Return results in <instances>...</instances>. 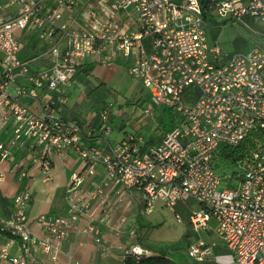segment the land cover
<instances>
[{
  "label": "built area",
  "instance_id": "obj_1",
  "mask_svg": "<svg viewBox=\"0 0 264 264\" xmlns=\"http://www.w3.org/2000/svg\"><path fill=\"white\" fill-rule=\"evenodd\" d=\"M21 2L13 18H0V53L6 66L0 72V124L11 123L13 132L11 143L0 141V184L7 179L2 165L16 153L32 158L18 175L25 184L13 198L11 216L0 213V259L41 264L49 257L56 262L75 233L93 236L106 255L103 226L109 213L97 217V212L111 203L105 186L112 183L118 194L122 189L141 196L142 217L152 215L158 204L173 211L195 202L198 209L190 216L194 231L211 232L209 222L216 219V233L228 251L215 256L214 264H264V0H211L209 15L200 0H56L48 12L38 0ZM65 12L82 15L86 28L62 23ZM245 20L261 23L262 43L220 62V48L210 44L208 28ZM41 29L42 38L58 29L67 45L53 47L51 66L35 71L20 56L16 33ZM87 62L127 65L131 79L149 96L143 108H135L139 115L152 116L162 107L172 112L169 130L158 125L159 143L143 151L145 138L135 133L112 141V116L132 123L126 108L122 114L117 111L116 102L104 107L99 121H90L59 116L52 101L37 114L18 100L27 95L38 102L44 93L66 106L78 68ZM17 78L30 83L13 97L8 86ZM242 146L239 157L228 158L225 150ZM70 149L85 166L69 179L66 214L37 219L44 232L39 237L30 226L32 191L26 182L35 170L51 181V155ZM97 165L103 168L100 176ZM120 224L126 227L127 218ZM138 234L135 227L130 229L133 244L119 246L122 264L128 255L150 254L134 243ZM116 236L121 237V229ZM188 254L194 262L207 261L205 239L193 242Z\"/></svg>",
  "mask_w": 264,
  "mask_h": 264
},
{
  "label": "crops",
  "instance_id": "obj_2",
  "mask_svg": "<svg viewBox=\"0 0 264 264\" xmlns=\"http://www.w3.org/2000/svg\"><path fill=\"white\" fill-rule=\"evenodd\" d=\"M43 6L45 11H50L55 6L56 0H38ZM22 2L21 0H0V18L1 19H10L13 18L21 9ZM85 18L81 15H73L68 12H65L63 15L62 23H66L68 25L73 24L79 30H84L85 26ZM61 23V24H62ZM44 31L36 30L30 32H17L16 36L20 39L22 43V49L20 56L28 60L30 62L31 68L33 70H40L46 67H50L53 61V57L51 54L52 48L59 45L62 48H65L67 42L58 29L52 37L45 36L42 38V34ZM120 64V63H118ZM97 65V68L94 67ZM93 66V67H92ZM102 68L104 66H100V64L87 62L85 65H82L78 68V72L75 80L73 81L72 87H77L78 78L82 79L78 85L81 87L82 96H86L87 101L89 103V99L94 90L100 88L105 85L106 82L104 80H100L98 78L91 79L94 76V70ZM109 71L116 70L117 67L109 66L106 67ZM136 82V81H134ZM137 83V82H136ZM75 85V86H73ZM25 86V85H24ZM12 90H9L10 94L13 97H17L19 88L21 86H13ZM70 88L67 93L68 104L66 106L61 105L57 101V97L55 95L50 94H41L40 101L35 102L29 96L22 95L18 97V100L25 106L30 107L33 112L39 114L44 109L45 103L52 101L54 103V108L57 114L65 119H83L82 116L88 117L89 115L83 114V110L81 106L78 105V101L70 100L72 93H69ZM135 91V90H134ZM133 91V92H134ZM94 114H90L89 118ZM11 123H9V127L11 129ZM117 129V128H116ZM9 130V129H8ZM118 130V129H117ZM119 131V130H118ZM121 132V131H120ZM0 141H2L0 139ZM21 153V152H18ZM17 154V153H16ZM78 155L74 150L70 149L63 154H52L51 155V176L52 179L49 182H45L41 176L40 171L35 170L30 174L29 179H32L29 187L32 191V202L28 207V216L30 221L31 230L34 234L39 237L44 236V232L41 227L37 223V219L41 216H62L66 214V206L64 202L65 192L68 186L69 179L73 173H79L82 169H75L73 156ZM25 153V157H26ZM15 157V156H14ZM13 157V158H14ZM22 159L23 162L19 166L18 172L14 173L17 176L20 172L28 167V163L25 161L26 159ZM80 158V157H79ZM13 160V159H12ZM81 160V159H80ZM72 161V162H70ZM10 163V161H8ZM61 163L63 170H59L57 168L56 163ZM6 163V162H5ZM5 163L2 165L1 169L3 172L7 174V179L5 182L0 184V203L2 207V213L4 217L11 216L13 212V198L18 192L13 196L7 195V188L4 186L6 182L9 180L8 177L10 175L9 166H5ZM71 164L69 168L67 164ZM97 169V175L103 174V168ZM98 177V176H97ZM97 178L95 177L94 180ZM19 181V180H18ZM21 184H25V182H20ZM18 184V183H17ZM64 190L62 195V200L59 203H56L52 196L59 192L60 190ZM105 190L107 193L112 194V201L105 208L100 209L97 212V217H106L108 214L107 221L103 226V241L106 245L108 252L106 255H103L100 251V247L96 244L95 239L91 235L86 234H72L70 239L62 245V253L59 256L58 261L53 262L49 257H43L41 264H122V252L119 250V246L123 243L126 246H131L133 244V240L128 238V231L130 230L129 226L122 227L120 224V219L122 217H126L127 214L131 212H138L139 215L143 210V203L141 196L134 192H126L125 190L119 189V194L115 190V187L112 183H108L105 186ZM123 198V203H119V199ZM55 212V216L52 213ZM128 222V219H127ZM86 222H82L81 226L83 227ZM135 225V224H134ZM133 225V227H135ZM117 229H121V237L117 238L116 231ZM123 244V245H125ZM36 249V248H35ZM69 257H72L70 259ZM0 264H10L6 261H2L0 259Z\"/></svg>",
  "mask_w": 264,
  "mask_h": 264
},
{
  "label": "rangeland",
  "instance_id": "obj_3",
  "mask_svg": "<svg viewBox=\"0 0 264 264\" xmlns=\"http://www.w3.org/2000/svg\"><path fill=\"white\" fill-rule=\"evenodd\" d=\"M213 25L217 23L212 22ZM262 25L260 22L254 23L249 20L229 23L221 26H212L208 28V38L210 44H218L221 54L220 62L227 61L236 55H244L255 44L262 43ZM4 55L0 53V72L6 70V66L3 63ZM94 66V65H93ZM92 66V67H93ZM104 69L99 68L94 70L93 79H100L106 82L105 85L93 91L89 99V103L85 101L86 96H82L79 87V83L82 79L78 78L77 87L70 88L69 93H72L70 100L78 101V105L81 106L83 114L89 115L98 112L104 104L115 103L122 104L124 102L135 101L136 97L145 96L148 93L143 89L140 82H134L128 74V68L125 64H104ZM114 66L117 67L116 70L109 71L106 67ZM94 67L97 68V65ZM28 79L17 78L15 83L8 86V91L14 88L13 86H24L29 85ZM75 86V85H73ZM135 90V91H134ZM134 91V92H133ZM147 93V94H146ZM129 113V118L132 122H137L142 125L141 135L145 138V141L149 140L151 136L157 135L158 125L160 124V130H168L172 127V112L169 109L157 108L153 115L143 114L139 115V111L135 110L133 105H125ZM140 109V108H139ZM120 114H122L120 109H117ZM85 116V115H84ZM82 116V118H84ZM117 119V118H116ZM113 127L116 124H111ZM9 129V130H8ZM128 131H132L130 127L127 128ZM124 137V132L118 131L116 128L112 134V141H120ZM13 138V132L10 131L9 123L0 124V139L5 143H11ZM95 144L100 145L101 141H96ZM25 153H17L13 160L5 163V166H9L10 175L8 181L4 186L7 188V195L13 196L17 189L20 188V183L18 178L14 173L18 172L19 166L23 162ZM32 155H27L25 161L28 163ZM74 168L82 169L85 164L80 160L78 155L73 156ZM72 162V161H70ZM59 170H63L61 163H56ZM71 164H67L66 168H69ZM100 167L97 165L96 169ZM43 179L42 172L40 173ZM31 178V177H30ZM32 179L27 180L26 184L30 185ZM18 183V184H17ZM64 190H60L55 193L52 198L56 203L61 202ZM2 207L0 203V212L2 213ZM191 209H198V205L195 202L191 203ZM182 210V211H181ZM189 210L184 209L182 206H177L173 211L164 207L162 204H158L157 210L152 215H144L139 225H137V216L139 213L131 212L126 215L128 219L127 226L133 229L135 224V229L138 230L140 235V244L144 245L150 250V247H169L168 253L170 255H175L177 253H184L181 249L175 250V246L184 245L189 247L198 238L206 239V241L217 245L216 248L223 252L226 248L222 239L217 235L216 229L218 227V222L216 219L212 218L209 222V229L211 234H206V232H200L197 234L191 223L189 222L188 214ZM142 214V213H141ZM179 215L178 216L176 215ZM55 216V212L52 213ZM145 225V226H144ZM124 227V225H122ZM142 245V246H143ZM143 246V247H144ZM183 246V247H185ZM144 247V248H145ZM151 251V250H150ZM152 252V251H151ZM224 253L222 255H225ZM220 255V254H219ZM218 256V255H217Z\"/></svg>",
  "mask_w": 264,
  "mask_h": 264
},
{
  "label": "trees",
  "instance_id": "obj_4",
  "mask_svg": "<svg viewBox=\"0 0 264 264\" xmlns=\"http://www.w3.org/2000/svg\"><path fill=\"white\" fill-rule=\"evenodd\" d=\"M200 2H201V5H202L204 12L209 15V13L212 11L211 4H210L211 0H200ZM100 65H104V64H100ZM148 100H149V96L147 94L145 96L142 95L140 97H136L135 101L124 102L122 104L118 103L117 106L120 108V110H122L125 107V105H133L136 108H143L144 104H146L148 102ZM107 104L108 103L104 104L103 107L98 112H96L93 116H91L90 118H89V116L84 117L83 120L99 121V119H100L99 115H100L101 111L104 109V107L107 106ZM121 119H122L121 116L120 117H115V116L111 117V123L113 125L116 124V126L114 125L115 128H117L121 132H124L125 135L131 134V133L141 135L142 125H140L137 122H132L131 124L126 125ZM77 120H80V119H77ZM172 126H173V123H172ZM128 127H130L132 129V131H128L127 130ZM159 142H160V136L159 135H153L150 137L149 140L145 141L144 145H140V147L144 151V150H147L149 147L156 145ZM243 152H244V146H242L238 150H233V151L232 150H225V153L228 155V158L231 160H234L237 156L239 157V154H242ZM191 203L192 202L180 204V206H182L184 209L189 210V212H187L189 222H190V216L192 215V212L194 210V209H191ZM176 215L179 218V215L178 214H176ZM141 220H142V216L138 215L137 216V225L140 224ZM197 234H200V233H197ZM206 234H211V232H206ZM198 239H196V240H198ZM205 241H206V239H205ZM134 243L140 244V235L139 234L134 239ZM183 246H185V244L174 247L175 250L181 249L182 251H184V253H182V254L177 253L175 255H170L168 253V250L170 249L169 247H154V246H152V247H150V250L152 251L151 252L148 248H146L144 246L145 249H147L150 252L149 255H145V256H141V257H135V256L128 255L125 257L124 263L125 264H214L213 260H214L215 256H217L219 254L222 255V254L228 252L226 248L224 249L223 252H220V250L216 248L217 245H213V243L206 241V247L209 249V257H208L207 261L202 262V263H197V262H194L189 257L188 250H189V247L191 245L189 247H187V246L183 247Z\"/></svg>",
  "mask_w": 264,
  "mask_h": 264
}]
</instances>
